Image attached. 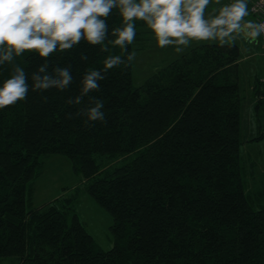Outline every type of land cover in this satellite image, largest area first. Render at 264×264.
<instances>
[{"label": "trees", "instance_id": "1", "mask_svg": "<svg viewBox=\"0 0 264 264\" xmlns=\"http://www.w3.org/2000/svg\"><path fill=\"white\" fill-rule=\"evenodd\" d=\"M106 23L107 39H114L112 30L122 26L117 8ZM134 23L128 52L107 40L108 53L84 40L54 52L49 71L71 66L69 89L30 88L26 101L0 109V262L264 264V171L258 185L255 162L239 152L242 142L264 144V84L255 77V131L241 141L237 44L192 46L139 86L132 62L107 70L101 90L89 94L103 101L106 122L86 124L75 115L88 105L87 96L80 105L66 102L79 95L85 72L104 71L108 55L126 58L142 48L146 24ZM44 62L25 52L13 64L31 85ZM11 68L0 66V86ZM49 155L66 157L84 185L57 204L31 210L28 189ZM83 192L112 219L109 249L78 218Z\"/></svg>", "mask_w": 264, "mask_h": 264}, {"label": "clouds", "instance_id": "2", "mask_svg": "<svg viewBox=\"0 0 264 264\" xmlns=\"http://www.w3.org/2000/svg\"><path fill=\"white\" fill-rule=\"evenodd\" d=\"M211 0H0V66L12 65L11 76L0 86V109L26 101L29 90L43 93L50 89L64 91L73 82L71 66H54L49 71L48 58L54 52L72 50L82 40L89 45H102L100 51L110 52L105 45L128 52L136 38L134 21L145 22L160 48L174 46L180 53L190 41H218L230 44L238 36L255 42L264 32V23L245 21L249 15L247 0H233L219 8L218 14L205 18ZM220 4V0H215ZM113 8L119 10L122 26L114 28L107 39L106 18ZM215 12V10H214ZM105 18V19H102ZM25 52H34L45 62L31 74L32 84L23 68L13 64L14 58ZM81 60L88 57L81 54ZM135 53L108 55L104 71L85 72L80 81L79 95L70 97L68 104L80 105L88 97V105L75 115L85 117V123L106 122L105 105L101 99L90 96L99 92L100 81L107 70L131 63ZM46 99V97H45ZM72 114H69L71 118Z\"/></svg>", "mask_w": 264, "mask_h": 264}, {"label": "rangeland", "instance_id": "3", "mask_svg": "<svg viewBox=\"0 0 264 264\" xmlns=\"http://www.w3.org/2000/svg\"><path fill=\"white\" fill-rule=\"evenodd\" d=\"M250 1L247 0L248 6ZM232 2L233 0H220L218 5L211 0L205 11V18L218 14L220 7ZM253 18L254 16L249 12V15L244 19L245 21L256 22L255 18ZM141 30L144 32L146 43L142 48L136 49L135 47L133 50L135 59L132 61V79L135 86L141 85L147 78L188 51L192 46L200 43H219L214 40L190 41L182 52L177 53L174 46L160 48L154 34L147 25ZM232 43L237 44L240 50L239 90L242 96L240 132L241 141H243L250 138L255 131V118L252 116V98L249 84L253 82L254 73H257L259 78L264 77V38L259 35L255 42H249L242 36H238ZM239 152L243 160L251 159L255 162V182L258 185H262V176L259 170L260 167H264V145L242 142ZM36 171L35 180L28 189L29 207L31 210H42L43 207L48 206L47 204H57L61 199L68 198L73 190H78L80 188L79 185L81 188L84 185L81 176L73 173L69 160L61 155H49L42 158ZM76 204L78 218L88 233L102 249H109L112 243V237L109 232V227L112 223L110 215L97 206L84 192ZM0 264H4V262H0Z\"/></svg>", "mask_w": 264, "mask_h": 264}, {"label": "built area", "instance_id": "4", "mask_svg": "<svg viewBox=\"0 0 264 264\" xmlns=\"http://www.w3.org/2000/svg\"><path fill=\"white\" fill-rule=\"evenodd\" d=\"M251 11L256 15L257 23H264V0H253ZM261 35L264 36V32Z\"/></svg>", "mask_w": 264, "mask_h": 264}, {"label": "crops", "instance_id": "5", "mask_svg": "<svg viewBox=\"0 0 264 264\" xmlns=\"http://www.w3.org/2000/svg\"><path fill=\"white\" fill-rule=\"evenodd\" d=\"M248 46H249V45H248ZM249 47H250V46H249ZM255 77H259L257 73H254V74H253V80H252L253 82L249 84V89H250V91H251V98H252V87H253V85H254L253 83H254ZM259 80L262 82V84H264V77L259 78ZM251 84H252V85H251ZM253 101H254V100H251V103H253ZM255 125H256V122H255ZM262 145H264V144H262ZM262 171H264V169L259 170V173L262 172Z\"/></svg>", "mask_w": 264, "mask_h": 264}, {"label": "bare ground", "instance_id": "6", "mask_svg": "<svg viewBox=\"0 0 264 264\" xmlns=\"http://www.w3.org/2000/svg\"><path fill=\"white\" fill-rule=\"evenodd\" d=\"M251 6H252V4H251V1H250V4H249V12H250L251 15L254 16L255 21H256V15L251 11ZM256 23H257V22H256ZM260 36H261L262 38H264V36H262L261 34H260Z\"/></svg>", "mask_w": 264, "mask_h": 264}]
</instances>
